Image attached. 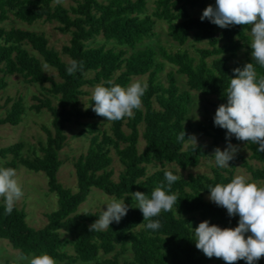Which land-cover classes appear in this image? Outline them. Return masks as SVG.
<instances>
[{
    "label": "trees",
    "instance_id": "1",
    "mask_svg": "<svg viewBox=\"0 0 264 264\" xmlns=\"http://www.w3.org/2000/svg\"><path fill=\"white\" fill-rule=\"evenodd\" d=\"M50 2L0 0V22L10 11L20 22L28 24L45 19L56 22L60 30L69 32L67 44L60 48L67 57L62 61L42 34L0 27V89L5 86V75H19L27 82L47 84V92L56 96L53 106L48 100L39 102L50 115V128L42 127L44 141L38 146V157H18L21 142L0 148V157L4 158L0 167L15 169L20 164L25 169L43 174L47 191L54 195L55 206L45 215L41 227L32 228L26 223L21 209L14 207L9 215L5 212V204L0 203V239H4L18 255L21 252L27 255L47 253L58 264H207L214 257L207 258L195 247L193 214L199 220L209 221L210 226L222 229L238 226V215L229 217L226 209L204 199L210 195L209 186L231 182V171L217 167L214 161L209 175L188 173L168 190L164 172L177 174L164 165L192 168L201 158L212 157L211 151L217 144L240 142L235 136L226 140L227 130L214 125V115L219 105L227 103L225 89L229 79L235 78L233 69L254 63L257 73L264 74V68L255 65L251 54L245 58V63L228 64L237 50L249 45L246 34L249 26L219 27L215 36L214 24L189 13V9L203 8L210 0H153L151 15L144 13L145 0H79L68 8L69 13ZM153 19L169 21L166 34L177 45L184 44L191 34L196 41L204 39L208 48L197 49V55L192 56L183 49L167 50L161 46L154 49L148 44L139 46L154 36ZM97 35L114 45L86 44L88 39ZM249 50L251 52L250 46ZM34 53L55 70L58 80L43 73L41 62ZM157 55L160 60L156 59ZM71 60L82 62L83 67L69 75L66 69ZM164 62L174 68L175 74L184 77L187 90H179L171 71H167L164 82H160ZM89 73L91 76L87 77ZM144 74L147 89L142 97V107L134 110L133 117L110 121L108 132L98 129L94 121L83 125L86 130L81 133L88 134V142L85 151L72 161L74 190L62 186L56 173L60 164L58 152L65 141L64 123L105 118L92 111V95L83 108L79 107L80 87L84 84L109 86L106 83L109 80L127 86L131 77ZM189 90H198L214 98L207 117L194 129L183 122L191 101ZM23 111L21 99L16 97L0 118V124H17ZM182 130L186 133L185 139L195 130L208 137L210 143L206 147L197 144L195 150L191 144L183 146L184 142L177 140ZM139 136L143 141L140 150L137 149ZM244 142L249 157L260 162L263 168L251 169L244 162L242 165L251 180H264V152L257 151L258 144ZM110 150L121 165L115 179L110 168ZM7 155L9 158L6 159ZM156 164L158 168L147 170L148 166ZM161 184L168 194H176L178 200L172 211H162L152 218L161 224L158 230L152 231L139 226L147 221H143L142 212L135 207L131 193L141 192L150 197ZM90 188L118 200L124 199L128 206L127 214L119 223L112 222L108 230L90 231L100 210L76 212ZM60 231L70 238V254L62 250ZM126 248L131 255L128 260L120 261L118 255ZM98 254L111 255L98 260ZM262 258L255 264H264ZM221 264H225L223 259ZM235 264H245V261L238 260Z\"/></svg>",
    "mask_w": 264,
    "mask_h": 264
},
{
    "label": "clouds",
    "instance_id": "2",
    "mask_svg": "<svg viewBox=\"0 0 264 264\" xmlns=\"http://www.w3.org/2000/svg\"><path fill=\"white\" fill-rule=\"evenodd\" d=\"M200 19H207L212 24L224 29L234 25L251 26V57L255 65L264 68V0H215V7L207 6ZM47 67V65H45ZM82 62L71 60L66 71L69 75L82 69ZM235 78L225 89L227 103L221 104L214 115V125L227 130L226 140L231 136L239 141L258 144V152H264V74H258L254 63H246L243 68L233 69ZM109 86L97 84L92 90V111L105 117L107 121H119L125 117L131 118L134 110L142 107V97L147 85L141 81H133L129 85L121 86L109 80ZM198 118V117H197ZM182 130L178 141L197 145V138ZM238 148L228 143L222 151L214 149L215 164L219 168L228 167L229 161L234 159ZM168 190L180 179L172 171H165ZM161 184L150 194L141 192L131 193L135 207L143 215V222L139 226L156 231L161 227L159 220H153L162 211L170 212L177 204L176 194H168ZM208 199L219 207L227 210L229 217L239 216L238 226L220 228L209 225L205 220L192 231L195 235V247L207 258L223 259L225 264H235L238 260L245 264H255L264 257V180L250 181L244 175H236L229 183H217L209 186ZM23 196L22 186L16 169L0 167V199L5 204L6 214H11L18 201ZM106 211L100 210L98 219L90 226V231L108 230L112 222L119 223L127 214L128 206L124 199L115 197L108 199ZM176 215L181 218L177 210ZM250 233V235H247ZM56 264L47 253L27 255L20 253L15 264Z\"/></svg>",
    "mask_w": 264,
    "mask_h": 264
},
{
    "label": "rangeland",
    "instance_id": "3",
    "mask_svg": "<svg viewBox=\"0 0 264 264\" xmlns=\"http://www.w3.org/2000/svg\"><path fill=\"white\" fill-rule=\"evenodd\" d=\"M75 1L79 0H51L50 4L52 6H61L68 11V8L73 6ZM97 1L105 2L106 0ZM209 5L215 7V0H210V2H208V4H206L203 8L189 9V13L193 16H202L204 9ZM152 11L153 0H145L144 13L151 15ZM168 23V20L153 19L152 29L154 31V36L150 40L143 41L139 46L148 44L154 49H156L157 46H161L167 50L183 49L192 56L197 55V49L208 48L204 39L196 41L192 38L191 34L188 36L184 44L180 46L177 45L166 34V27ZM0 27L3 29L14 27L40 33L46 38L47 45L58 54L60 59L62 61L67 60V57L61 52L60 48L62 45L67 44L69 32L66 30H60L54 21L38 19L26 24L15 19L10 14V11H8L7 18L0 22ZM218 30L219 27L214 25L213 33L215 36H217ZM250 31L251 26H249L248 31L246 32L249 37V42L251 43ZM250 43L247 47H242L237 50L235 54L228 60V64L231 65L236 62L245 63V58L251 54L249 50ZM86 44H103L105 47L114 45L110 41H105L99 35L88 39ZM36 57L39 58L38 55H36ZM156 59L160 60L159 55L156 56ZM39 60L41 62V69L43 73L53 80H58L55 70L49 66L45 67L46 64L43 63L40 58ZM207 60L209 61L210 58H207ZM167 71L173 72L179 90H187L184 77L182 75L175 74L174 68L166 62L163 63V68L161 74L159 75L160 82H164V75ZM90 76L91 73L87 74V77ZM145 79V74L133 76L127 85L137 80L145 83ZM4 81L5 86L0 89V118L7 112L11 100L15 99L16 97L21 99L24 111L21 115L20 121L17 124H0V148L15 142H21L22 148L18 153V157H38L40 154L38 146L44 141L42 127L47 129L50 128V115L45 107L39 105V102L48 100L50 105L53 106L56 102V96L47 92V84L27 82L19 75H5ZM95 86L96 84H84L80 87L81 94L77 96L80 108H83L86 105V101L92 95V90ZM189 94L191 101L187 108L183 122L184 125L194 129L195 125L203 122L207 117L209 111L212 109L214 98L213 96L203 94L198 90H189ZM8 99L9 101H7ZM90 121L96 122V127L98 129H104L108 132L110 121H107L106 118L94 120L79 119L76 123L73 121L64 123L63 133L65 135V141L62 148L58 152L60 164L56 173V179L62 186L67 187L72 191L74 190L72 161L78 154H82L86 149L88 134L85 132L81 133V131L84 129L86 130L83 125ZM140 129L141 126H139V131ZM190 135H194L197 138V144H201L203 147H206L210 143V139L208 137L199 134L195 130H193ZM187 144L190 143L184 142L183 146ZM227 144L219 143L214 147V149L218 147L223 151ZM231 144L238 148L234 159L229 161L228 167H226V169L231 171V180L236 175H244L250 181H255L251 180L249 172L244 168L242 163H246L251 169H262L263 165L249 157V151L247 150L244 141ZM142 145L143 141L139 136L137 140V149L140 150ZM214 149L211 151L212 156L214 155ZM108 153L111 158L110 168L113 171L112 178L115 179L116 175L121 170V165L111 150ZM7 158H9L8 155L6 156V159ZM3 160L4 158L0 157V164L3 162ZM214 161V157H203L198 161V164L192 168L187 167L184 169H179L173 164H165L164 166L166 168L172 169L178 176L181 177V179H184L188 173L209 175L211 168L214 166ZM158 166L159 165L157 164L154 166H148L147 170L151 171L156 167L158 168ZM15 169L18 174L19 182L22 186L23 196L18 201H16L14 207L21 209L24 212L25 221L30 227L39 228L45 223V215L55 206L54 195L47 191L45 178L42 173L25 169L20 164H17ZM109 198L111 197L104 195L99 190L90 188L85 199L77 206L76 212L82 213L87 211L93 212L104 210L106 209L105 204L108 202ZM204 199L210 201L208 196H204ZM0 203L4 204L3 199H0ZM193 217L196 222V227L199 223L203 222V220H199L197 218L196 214H193ZM59 234L62 241V250L69 254L72 253L69 236L61 231ZM111 254H98L97 259L102 260L109 258ZM130 255V250L126 248L120 255H118V259L120 261L128 260ZM17 256V252L12 249L4 239H0V264H15ZM262 259L264 261V257ZM221 261L222 259L214 257L207 264H221ZM21 264H23V262H21ZM56 264H58V261H56Z\"/></svg>",
    "mask_w": 264,
    "mask_h": 264
}]
</instances>
